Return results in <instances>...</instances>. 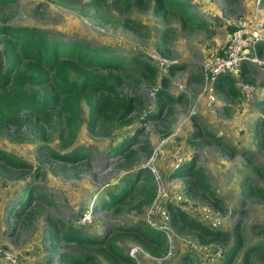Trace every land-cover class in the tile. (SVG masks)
Masks as SVG:
<instances>
[{
  "label": "rangeland",
  "instance_id": "374dc122",
  "mask_svg": "<svg viewBox=\"0 0 264 264\" xmlns=\"http://www.w3.org/2000/svg\"><path fill=\"white\" fill-rule=\"evenodd\" d=\"M84 1L87 0H14L0 13L7 25L33 26L63 39H83L123 57L137 55L146 60L152 54L155 62L157 58H165L172 72L169 68L162 73L157 62L150 60L156 70L155 85L138 79L119 86L123 93L137 97L141 105L129 113L130 123L115 128L110 137L89 134L81 122L73 142L63 147L55 132H48L41 139L29 125L0 129V149L30 166L24 178L8 180L0 176V246L14 259L1 260L0 264H67L61 254L77 255L81 250L93 253L71 241H50L48 222L57 227L71 222L85 235L93 236H100L110 228L147 224L150 204L140 211H127L122 205L116 210L99 204L102 191L135 171V167L147 168L149 172L153 169L161 180L160 188L171 198L180 195L181 202H171L173 205L209 228L204 217L191 211L187 203L196 210L218 216L220 225L215 229L231 235L223 244L204 243L194 231L177 230L169 220L155 218L151 223L161 228L166 240L161 255L147 254L128 237L118 240L119 247L135 264H223V255L232 244L234 233L240 234L242 248L230 264H242L246 248L264 243V172L256 175L252 170L264 167V141L259 142L264 132V105L260 104L264 99V64L249 62L253 73L248 80L237 78L234 85L238 97L221 93L213 86V101L208 105L207 91L203 90L210 85L204 80L201 66L224 51L230 28L254 10V0H188L189 10L194 14L189 21L179 15L155 14L154 0H145L140 6L132 3L127 8L103 4L91 7ZM258 21L262 39L255 57L264 62L263 4L258 7ZM163 77L167 79L165 91L171 101L163 105L157 117L151 118L148 116L158 110L155 90ZM82 108L84 117L86 108ZM135 132L136 139L129 144L133 158L126 161L122 153L111 148L121 137ZM197 132L199 136H193ZM45 147L56 153L81 147L85 155L70 163L46 155ZM242 151L247 152L249 161ZM179 157L178 166L189 158L195 159V166L214 193L213 198L199 189L188 190V178L172 176L174 161ZM30 186L34 187L30 207L36 212L31 217L15 216L18 198L23 188ZM158 202L163 203L160 198ZM83 215L88 220L82 223ZM133 247L139 250L131 256ZM252 255L250 264H264V254ZM96 264L108 263L98 258Z\"/></svg>",
  "mask_w": 264,
  "mask_h": 264
},
{
  "label": "trees",
  "instance_id": "16d2710c",
  "mask_svg": "<svg viewBox=\"0 0 264 264\" xmlns=\"http://www.w3.org/2000/svg\"><path fill=\"white\" fill-rule=\"evenodd\" d=\"M144 1L87 0L84 2L91 7L103 4L122 5L127 8L132 3L140 6ZM13 2L14 0H0V9H6ZM261 4L264 5V0H261ZM189 7L188 0H154L153 11L162 16L179 15L189 21L194 16ZM200 25L201 23L198 26ZM232 31L233 27L229 32ZM0 35L2 36L0 129L8 125L16 129L29 125L41 139L46 138L48 132H55L61 144H64L63 147L73 142L81 122L84 123L89 134L110 137L115 128L130 123L129 113L139 109L141 105L137 97L123 93L119 86L126 85L125 82L132 84L138 79L155 85L157 80L156 70L150 64L149 58L145 60L137 55L123 57L103 46L92 45L83 39H63L56 33L38 27L7 25L6 18L1 13ZM260 48L259 45L256 49L257 53ZM222 54L223 50L218 52V55ZM171 68L172 66L170 72H172ZM252 73L251 65L243 62L237 75L219 76L214 87L221 93L238 97V90L234 86L236 79L248 80V76ZM159 82L160 85L155 90L158 110L148 116L151 118L157 117L163 105L171 101V97L165 91L167 79L163 77ZM260 104L264 105V99ZM82 106L86 108L84 117ZM136 132L131 136L121 137L111 148L122 153L126 161H131L133 158L129 144L136 139ZM193 136H199V133H194ZM263 141L264 132L259 142ZM43 150L46 155L70 163L82 159L85 155L81 147H72L64 153H56L48 147ZM246 153L241 152L246 161H249ZM29 167L20 157L0 149L1 177L8 180L24 178ZM252 170L258 175L264 172V167H252ZM172 176L188 178V190L199 189L214 197V193L209 190V185L203 178V173L195 166V159L189 158L180 166L173 167ZM33 190V186L23 188L17 201L18 209L14 211L15 216L31 217L36 212L30 207ZM155 190L150 172L146 168L135 167V171L124 175L117 182H112L108 189L102 191L99 204L115 207L116 210L122 205L126 206L123 209L127 211H140L153 200ZM166 209L172 227L177 230L187 228L194 231L201 242L223 244L231 238L226 230L209 228L170 202L166 203ZM47 230L50 241L55 239L62 242L71 241L78 247L82 245L92 250L93 253L81 250L77 255L61 254V258L67 264H96L98 258H102L108 264H135L118 245V240L124 237L133 239L151 256L165 252V235L160 229L143 222L124 229L110 228L100 236L85 235L71 222L61 227L48 222ZM241 246L240 234L234 233L233 242L224 253L222 263L230 264L232 257L240 251ZM261 253L264 254V243L250 245L243 252L242 264H250L252 254L255 257Z\"/></svg>",
  "mask_w": 264,
  "mask_h": 264
},
{
  "label": "built area",
  "instance_id": "2783aa9c",
  "mask_svg": "<svg viewBox=\"0 0 264 264\" xmlns=\"http://www.w3.org/2000/svg\"><path fill=\"white\" fill-rule=\"evenodd\" d=\"M261 4V0H254V10H252L248 15L240 17L236 20V23L233 24V31L228 40V44L226 45L222 55H216L215 57H211L210 59L204 61L201 66V71L204 76V80L208 81L210 87L203 91H207V105L213 101V96L211 94L212 87L216 82V79L224 74H235L239 71L240 65L243 62H254L256 64L263 65V61H258L255 57L256 49L260 45V41L262 36H260V26L258 21V7ZM260 9V8H259ZM151 61L155 62V58L152 54H148ZM156 62L160 68L162 73H165L170 68V62L165 58H157ZM155 62V63H156ZM213 83V85H211ZM245 88V87H244ZM251 88V87H247ZM181 157L176 158L174 161V168L178 166L180 163ZM147 169V168H146ZM150 174L152 175V180L155 184V196L153 200L150 202L148 206L147 213L150 215L149 218L146 219V223L158 229H161L159 226L151 223V220L158 218L161 221L167 222L169 220V215L167 213L166 204L173 202L174 204H178L181 202L180 195H173L171 198L168 192L162 188L161 180L159 176L154 172L153 169H150ZM160 198L163 203L158 202L157 200ZM187 207L190 208L191 211L199 212L209 224L211 228H217L220 225V219L216 215H212L208 211L196 210L191 207L189 203H187ZM88 220L87 215H83L80 218V221L83 223ZM138 248H131L130 255L132 256ZM11 261L14 259L11 257L9 252L2 246H0V261Z\"/></svg>",
  "mask_w": 264,
  "mask_h": 264
}]
</instances>
